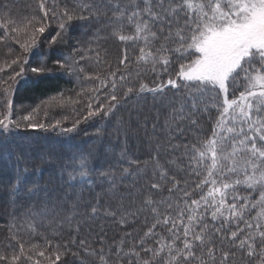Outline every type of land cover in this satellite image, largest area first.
Here are the masks:
<instances>
[{"label":"snow or ice","instance_id":"obj_1","mask_svg":"<svg viewBox=\"0 0 264 264\" xmlns=\"http://www.w3.org/2000/svg\"><path fill=\"white\" fill-rule=\"evenodd\" d=\"M39 10L48 18L50 10L45 0H41ZM51 11L53 17L58 15L63 21L59 24L61 32L75 19L104 23L111 29L110 38L125 45L120 64L129 60L127 45L132 43L139 48L138 64L142 62L154 72L157 68L167 72L175 59L179 62V71L159 83L149 84L141 80L138 85L130 84L121 97L115 94L110 97L112 101L123 100L125 103L135 98L138 103L147 101L150 95L154 105L159 103L160 108L168 109L167 113L158 111L151 118L150 134L147 131L149 119L145 118L143 122L137 119L146 136L156 137L158 131L166 130L167 133L165 143L156 144V150L149 157L156 178L144 187L132 181V188L121 191L119 184H124L129 177H138L141 171L139 167L133 168L141 162L131 158L127 160L128 166L119 173L113 167L101 168L97 172L99 183L106 185L108 193L120 202L118 207L97 196L94 202L81 208L80 201L53 199L49 193L41 200L38 211L29 210L25 219L32 221L33 226L37 217L48 220L50 226L57 229L67 226L79 238L83 229L91 232L96 222L103 218L124 224L127 216L151 212L155 223L140 239V246L145 252H152L154 257L160 256L164 264H207L208 260L215 264L217 235L238 244L249 258L258 257V264H264V0H142V3L138 0H130L129 3L123 0H99L98 3L87 0L78 8L65 7L62 13H57L55 7ZM126 26L128 32H125ZM45 30L43 21L41 26L34 27L33 44L35 33L43 34ZM11 31L18 32L19 29L12 28ZM56 42L54 37L52 43ZM21 47L28 50L26 42L21 43ZM60 67L67 68V62L60 63ZM32 71L43 73L46 67L33 68ZM120 79L125 77L122 75ZM111 87L116 88L115 82ZM238 88L241 89L238 95L230 97V90L235 93ZM115 107L109 104L105 110L101 105L89 111L88 116L109 115ZM213 110L216 112L214 117ZM138 115L130 113L128 125ZM205 116L211 122L207 132L202 125ZM23 120L29 121L30 117L24 116ZM23 126L31 129L45 127L31 123ZM11 127L20 128L21 124L13 125L10 115L0 118V133H8ZM72 130L63 129L65 132ZM127 131L125 129V136ZM185 131H195V141L191 144L174 143ZM120 132L121 128H117V133ZM181 148V157L168 161V165L178 169L173 172L161 163V151L175 154ZM184 160L187 166L181 168ZM144 163L147 165L148 161ZM28 172L25 167L21 175L14 177L10 185L13 191L23 192L29 198L48 193L47 188L38 182L33 181L29 185ZM92 172L87 158H80L63 169L62 175H66L68 184L86 182L91 185L94 183L90 178ZM192 175L203 178L193 186L189 180L183 179V176ZM117 176L120 177L119 183ZM166 185L169 197L156 200L154 197L162 196ZM243 190L248 194H242ZM197 192L199 198H194ZM256 192L259 193L258 198L252 195ZM177 193L180 194L179 202L174 206L172 197ZM180 202L183 207H180ZM256 208L260 211L252 223L246 217ZM158 226H163L170 233L169 240L157 249L143 248L147 238L156 236ZM99 232V251L92 249L87 239H78V242L88 249L87 255L98 256L104 261L106 233L103 226ZM253 233H259V238ZM165 248L166 260L161 255ZM24 249L25 245L21 243L20 255L11 257L13 264L24 256ZM122 251V248L116 249L117 259H120ZM37 255L44 257L45 252L40 251ZM228 255L224 253L225 260ZM27 258H32L31 250ZM8 259L0 256V261ZM59 260L57 252L55 260H50L49 264H56ZM144 264L150 262L144 261ZM249 264H252V259Z\"/></svg>","mask_w":264,"mask_h":264},{"label":"trees","instance_id":"obj_2","mask_svg":"<svg viewBox=\"0 0 264 264\" xmlns=\"http://www.w3.org/2000/svg\"><path fill=\"white\" fill-rule=\"evenodd\" d=\"M49 1L59 4L61 0ZM40 2L41 0H0V15L6 13L4 16L13 19L16 25L26 23L28 20H34L37 23L46 22L47 18L39 10ZM61 2L59 5L62 4L71 9L82 6L87 0H62ZM96 2L98 3L99 0ZM123 2L129 3L130 0H123ZM138 2L142 3V0ZM55 29L51 33L56 32ZM5 30L0 23V38L5 39ZM128 30L126 26L125 32ZM61 33L56 43L44 48L38 44L41 51L33 48L32 55L28 56V66L32 69L46 67V71L37 75L33 74L34 72L23 74L18 80L19 92L13 100L16 105L37 107L49 98L64 95L70 98L76 97V103L69 107L72 108L71 112L62 110L54 115L56 119L48 118L47 115L40 119L38 124L45 125L44 128H25L23 125L28 123H20V128L11 127L8 133H0V256L20 255V244L23 243L25 249L34 246L38 248L37 250L47 251L54 257L59 252L60 260L56 264H144V261H149L150 264H158V262L164 264L160 256L154 257L152 252H145L140 246V239L155 223L154 214L151 212L127 216V222L124 224L113 223L111 218H103L96 222L91 232L83 229L79 238L75 231L67 226L57 229L51 227L48 220H40L39 217L33 226L32 221L25 219L29 210L38 211L41 200L47 198L49 193L53 199L58 197L73 202L80 201L81 208L84 204L94 202L97 196L102 197L104 201H111L114 207H118L120 202L108 193L106 185L99 183L98 170L113 167L119 173L128 166L127 160L134 158L141 162L139 165H133V168L141 169L139 176L129 177L124 184H119V188L121 191L132 188V181L144 187L150 180L156 178L153 164L149 160L150 154L156 150V144L165 143L167 136L166 130L158 131L156 137L146 136L144 129L137 123V119L143 122L145 118H148L147 131L150 134L151 118H154L158 111L163 113L168 111L166 108H160L159 103L154 105L150 95L147 101L140 100L138 103L135 98L125 103L123 100L112 101L110 97L113 94L121 97L126 92L127 86L133 83L138 85L141 80L149 84L159 83L161 79L166 81L170 74L174 76L179 71L178 61L174 59L168 66L167 72L161 71L160 68L154 72L150 66H145L142 62L137 63L139 48L129 43L127 45L129 60L126 64H120L125 45L118 39L110 38L111 29L104 23L75 19ZM50 35L47 33L43 37L48 40ZM5 48H10L11 52L17 50L14 45L8 47L0 45V51H5ZM25 56L22 58L27 60ZM63 62H67V68L60 67L59 64ZM122 75L125 77L124 80L120 79ZM6 76L8 75H4L5 78ZM113 82L116 84L115 89L111 87ZM82 88L86 89L89 95L94 92L97 96L96 101L91 105L88 100L78 96L80 93L83 94L79 92ZM239 90L241 89L238 88L235 92L238 93ZM231 95L233 94L230 93V97ZM109 104L116 105L109 115L100 113L80 118L85 115V112L98 109L101 105L107 110ZM1 109L0 105V111ZM130 113L139 115L134 116L131 125H128ZM212 115L213 117L216 115L214 110ZM163 121L162 115L161 124ZM12 122L13 125L17 123L13 118ZM202 125L205 132L211 127V122L206 116ZM65 128L73 130L65 132L63 131ZM117 128H121L119 134ZM125 129L128 130L126 136ZM160 137L165 139H159ZM195 139V131H185L184 135L174 143L191 144ZM182 152V148L175 154L167 150L161 151V163L173 172L178 171L175 166L168 165V161L177 160ZM80 158H87L88 166L93 170L90 178L94 183L91 185L86 182L68 184L65 182L66 175H62L63 169ZM145 161H148L147 165ZM177 162L179 163V160ZM186 166L187 161L184 160L181 168ZM25 167L29 169L27 173L29 185L33 181L38 182L42 187L47 188L48 193H40L39 196L29 198L23 192L13 191L10 185L14 177L23 173ZM201 171L205 170L201 169ZM202 178L194 175L183 176V179L189 180L193 186L194 182ZM117 180L119 183V176ZM167 187L168 185L162 190V196L156 195L154 198L156 200L168 198ZM242 194L247 195V190H243ZM252 195L258 198L259 193H252ZM179 196L180 194L177 193L175 197H172L174 206L179 202ZM194 198H199L198 192ZM180 207H183L182 202ZM258 210L259 208L253 209L246 218L255 223L253 217L257 216ZM105 220H107L106 223ZM100 226H103L106 233V238L103 240L104 261H101L98 256L87 255L88 249L78 242V239H87L91 248L99 251L101 242L97 237L100 235ZM241 227L244 225L241 224ZM155 232L156 236L147 238L143 248L157 249L170 238V233L163 226H158ZM253 235L259 238V233H253ZM117 248L123 249L120 259H117ZM215 250V264H249L250 259L252 264H258V257L249 258L246 251H242L238 244L230 243L222 235L216 237ZM74 252L77 255H73ZM225 252L229 253L227 260L224 259ZM161 255L165 260L167 259L166 248ZM197 255L200 253L198 252ZM27 257L28 255L24 253V256L15 264H27L28 260L34 261L35 264L37 262L49 264V261L53 260L46 259L45 256H37L34 260ZM207 264H212V261L208 260Z\"/></svg>","mask_w":264,"mask_h":264},{"label":"rangeland","instance_id":"obj_3","mask_svg":"<svg viewBox=\"0 0 264 264\" xmlns=\"http://www.w3.org/2000/svg\"><path fill=\"white\" fill-rule=\"evenodd\" d=\"M56 4L57 3H53V2L51 3L49 0L46 1V5L50 10L49 11L50 18H47L45 20L46 22H43V26L46 29L45 32L43 34L35 33V44L32 43V39H31L32 33L34 30V27H39V24L41 22L37 23L34 20H28L26 23L16 25L13 19L8 18V16H4L6 15V13L0 15V23L6 29L5 39L0 38V45H4V46L6 45L7 47L10 45H14L15 48H17L16 52L14 51L11 52V50H9L10 48H7V49L5 48L6 49L5 51H0V92H1L0 93V101H1L0 105L2 107L0 111V118H3L5 115H10L11 119L13 118L15 122L38 124L39 120L46 117V115L48 116V118L53 117L52 119H56L54 115H57L58 112L62 110L69 111L70 109H72L69 107L74 106V104L76 103L75 102L76 97L70 98L64 95L49 98L45 100L44 102H42L37 107H30V106L21 105V104L16 105V103L14 102L15 96L19 92L18 91L19 90L18 80H20V77L23 74L25 75V74L33 73L32 68L28 66L29 65L28 56L32 55L33 48L37 51H41L40 47H38L39 46L38 44L42 45L43 48L44 46H50L51 44H53L52 43L53 38L55 37L57 40L58 38H60L59 35L62 34L59 28V24L63 23V21L60 20L58 15L53 17V13L51 9L55 7L57 13H62L65 7L62 4L61 5L57 4L59 6H57ZM12 28L19 29V31L18 32L11 31ZM54 28H56L55 30L57 33L56 32L51 33L54 30ZM47 33L51 34L48 40L44 39L43 37ZM18 40L20 42H18ZM24 42H26L28 45L27 51H25L24 48L21 47V43H24ZM24 55H26L25 58H27V60L23 59L24 57L22 58V56ZM13 60H16L17 63L13 64L12 63ZM21 69H23V71H21ZM17 73H20V75H17ZM6 74L8 76H6L5 78L4 75ZM33 74L37 75L38 73H33ZM79 92H83V94L80 93L78 94V96H80V98L83 97V99H85L86 101L88 100V103H90L89 105H91V103H94V101H96L95 99L97 98V96L94 94V92L89 95L88 94L89 92L83 88L80 89ZM230 93L238 95V93L236 92L233 93V91L231 90H230ZM71 111L72 110H70L69 112ZM90 111L92 110L90 109ZM24 116H29L30 120L24 121L23 120ZM87 116H88V113L85 112V115L80 118H84ZM259 211L260 209L258 210V212ZM258 212H256V214ZM31 247L35 249L26 248L24 249V253L29 255V250H31V256H32L31 259L34 260L38 256L37 253L43 250L41 249L37 250L38 248L34 246H31ZM44 252L46 254L45 255L46 259L54 260L55 257L52 254H50L47 251H44ZM7 257L9 259L4 262L0 261V264L12 263L11 258H10L11 256H7ZM27 264H35V263L34 261L28 260Z\"/></svg>","mask_w":264,"mask_h":264}]
</instances>
